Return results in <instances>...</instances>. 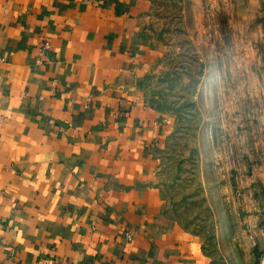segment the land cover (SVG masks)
I'll return each instance as SVG.
<instances>
[{
	"label": "crops",
	"instance_id": "obj_1",
	"mask_svg": "<svg viewBox=\"0 0 264 264\" xmlns=\"http://www.w3.org/2000/svg\"><path fill=\"white\" fill-rule=\"evenodd\" d=\"M150 0H0V264H208L167 214Z\"/></svg>",
	"mask_w": 264,
	"mask_h": 264
},
{
	"label": "rangeland",
	"instance_id": "obj_2",
	"mask_svg": "<svg viewBox=\"0 0 264 264\" xmlns=\"http://www.w3.org/2000/svg\"><path fill=\"white\" fill-rule=\"evenodd\" d=\"M150 1L165 211L208 264H264V0Z\"/></svg>",
	"mask_w": 264,
	"mask_h": 264
},
{
	"label": "built area",
	"instance_id": "obj_3",
	"mask_svg": "<svg viewBox=\"0 0 264 264\" xmlns=\"http://www.w3.org/2000/svg\"><path fill=\"white\" fill-rule=\"evenodd\" d=\"M50 264H66V263H61V262H55V261H53V262L50 263Z\"/></svg>",
	"mask_w": 264,
	"mask_h": 264
}]
</instances>
